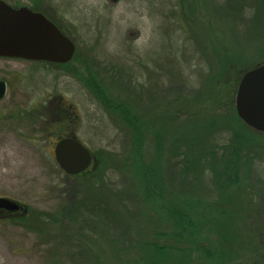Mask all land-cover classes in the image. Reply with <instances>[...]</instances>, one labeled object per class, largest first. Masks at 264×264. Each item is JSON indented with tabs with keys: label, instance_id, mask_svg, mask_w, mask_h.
Segmentation results:
<instances>
[{
	"label": "rangeland",
	"instance_id": "rangeland-1",
	"mask_svg": "<svg viewBox=\"0 0 264 264\" xmlns=\"http://www.w3.org/2000/svg\"><path fill=\"white\" fill-rule=\"evenodd\" d=\"M4 1L27 7L36 3L64 29L76 51L67 67L0 56V80L7 87L0 101V196L31 211L25 220H18L19 214L7 218L8 213L0 212V264H126L139 258L144 243H168L157 233L172 229L159 205L172 198L170 192L178 194L179 179L171 171L176 158L169 148L174 139L188 136L192 115L161 121L159 130L165 133L157 152L146 136L142 156L154 160L166 192L162 200L149 203L141 195L133 164L134 135L83 81L92 74L108 98L126 102L141 119L185 106L194 109L203 98L211 101L212 94L206 76L214 66L215 52L204 34L208 30L204 16L211 18L218 39L229 37L231 48L251 57L264 42V10L254 34L247 35L246 20L252 14L234 24L233 18L229 24L227 18L219 19L220 5L227 0ZM252 5L247 0L245 9L253 11ZM60 116H70L72 121L55 124ZM58 133L72 134L92 152L105 154L103 170L92 183L58 170L53 156ZM198 134L200 144L209 147L204 134ZM257 141L263 144L252 151L258 166L240 174L241 190L249 192L264 224V134ZM184 148L180 142L174 152L180 154ZM194 186L201 201L196 209L215 217L217 213L210 209L217 198L212 182L201 177ZM235 227L233 235L241 233L240 239L248 240L250 234L259 241L253 230L242 233ZM208 232L218 233L216 228ZM208 232L201 231L197 237L210 239L217 247L219 239Z\"/></svg>",
	"mask_w": 264,
	"mask_h": 264
},
{
	"label": "trees",
	"instance_id": "trees-1",
	"mask_svg": "<svg viewBox=\"0 0 264 264\" xmlns=\"http://www.w3.org/2000/svg\"><path fill=\"white\" fill-rule=\"evenodd\" d=\"M252 2L254 10L250 11L249 8L245 9L247 0L225 1L220 5L223 12H220L219 19L222 21L227 18L224 21H228L225 24H229L233 18L234 24L238 21L243 22L245 14H252L248 22L246 20V33L247 35L254 34L260 24V13L264 10V0H252ZM186 3L193 10L190 2ZM36 7V3H33L31 8L38 10ZM204 19L208 29L207 31L204 30V34L209 38L210 44L213 46L212 51L215 52L214 56L211 57L214 66L210 69V75L206 76L209 91L212 92L209 96L211 101L203 98L201 100L202 104H198L194 109L185 106L184 110L179 109L176 112L172 110L170 113H159L152 118L141 119L132 114L126 102H116L108 98L103 92V85L99 81H95L92 74L88 73L83 81L102 105L115 112L134 135L132 146L136 156L134 155L133 164H136L137 175L140 179L138 186L141 188V195L149 203L162 200V195H165L166 192L161 185L160 173L153 165L154 160L150 156L151 161L148 162L142 156L144 149L142 146L147 140L146 136L149 134V140L153 142V148L157 152L161 149L164 138V130H159L162 127L161 125H164V121L172 119V122H174L173 120H176V117L184 114H191L192 116H188V118L191 117L192 121L194 120V122H191L194 124L190 125L187 130L188 136L174 139L169 148L171 157L176 158L171 171L172 175L179 179L178 191H176L178 194L170 192L172 198L159 205V209L164 212L165 219L170 222L172 229L169 232L157 233L169 242L162 244L144 243L139 258L135 257L126 264H192L195 262H197L196 264L203 262H207V264H264V224L261 223V218H259L249 192L244 193L241 190L243 186L240 177V174H247L249 170L258 166L256 153L252 151L263 147V144L260 145L257 139L258 135L264 133L257 132L245 125L237 116L234 106L236 89L242 75L257 64L264 62V42L260 43L258 48L253 51V56H246L247 54L239 52L233 47L231 48L228 44L229 37L222 36L218 39L214 33L211 18L204 16ZM57 26L65 33L60 25L57 24ZM49 64L67 67L70 65V61L65 64ZM227 104H229V107ZM229 109L233 112L232 115H230ZM60 110L64 111L62 108ZM220 110L225 111V113L223 115L218 114ZM34 114L33 111L30 112L32 117H35ZM68 117L63 118L60 116L55 124L70 123L71 118ZM221 117L223 119H219ZM197 119L202 120L204 124H197L199 122ZM198 132L204 134L203 139L205 142L209 141V147L200 144L201 138ZM64 136L73 135L58 133L56 139L58 140ZM180 142L184 144L185 148L182 153L178 154L177 151H174ZM92 153L97 161L95 168L85 170L73 176L74 178H81L87 183H92L95 180H93L95 174L99 170H103L101 166L106 162L105 154ZM178 161L180 163H177ZM256 169L254 170L256 171ZM58 170L61 172L60 169ZM189 174L193 176L190 177ZM201 177L210 180L212 189L217 193L215 201L210 203L212 212L217 213L215 217H210L208 213L196 209L201 201H199L193 189L196 188L194 184ZM191 181L192 183L189 184ZM179 195L180 198L178 199ZM100 211L108 215V211L104 209ZM30 212L17 213L19 214L17 219L25 220L28 214H31ZM40 214L48 216L47 213ZM40 214L39 216H42ZM13 215L8 213L6 216L7 218H16ZM237 221H241V224L237 225ZM235 224L236 230H242V233L243 230L248 232L253 230L251 233L255 232L259 241L254 237L252 238L250 234L248 240H245V238L240 239L241 233L233 235ZM213 228H216L218 233L208 232ZM231 230L232 232H230ZM201 231L208 232L209 236L214 234V237L219 239L218 242H220L217 247L214 244L213 248V241L210 242V239L203 240V237H201L202 240H199L197 235ZM239 250H244L245 254Z\"/></svg>",
	"mask_w": 264,
	"mask_h": 264
},
{
	"label": "water",
	"instance_id": "water-1",
	"mask_svg": "<svg viewBox=\"0 0 264 264\" xmlns=\"http://www.w3.org/2000/svg\"><path fill=\"white\" fill-rule=\"evenodd\" d=\"M116 3L118 0H109ZM76 47L57 24L40 11L27 6L13 7L0 0V56L65 64ZM6 83L0 80V101L6 95ZM234 106L237 116L248 127L264 133V62L247 70L239 80ZM58 168L66 176H75L96 166L91 150L74 136H64L53 145ZM25 214L27 207L0 196V212Z\"/></svg>",
	"mask_w": 264,
	"mask_h": 264
},
{
	"label": "flooded vegetation",
	"instance_id": "flooded-vegetation-1",
	"mask_svg": "<svg viewBox=\"0 0 264 264\" xmlns=\"http://www.w3.org/2000/svg\"><path fill=\"white\" fill-rule=\"evenodd\" d=\"M14 7H19V6H15V5H14ZM29 8L32 9V10H35V11H40V12H42L44 15H46L43 11H41V10H39V9L36 10V9L31 8V7H29ZM46 16H47V15H46ZM47 17H48V16H47ZM48 18H49V17H48Z\"/></svg>",
	"mask_w": 264,
	"mask_h": 264
}]
</instances>
